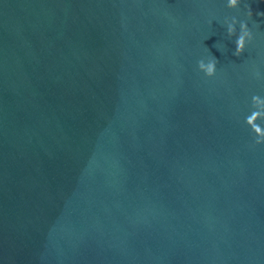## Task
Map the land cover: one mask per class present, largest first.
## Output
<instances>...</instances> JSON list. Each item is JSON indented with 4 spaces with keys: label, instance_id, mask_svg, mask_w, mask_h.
<instances>
[{
    "label": "water",
    "instance_id": "1",
    "mask_svg": "<svg viewBox=\"0 0 264 264\" xmlns=\"http://www.w3.org/2000/svg\"><path fill=\"white\" fill-rule=\"evenodd\" d=\"M257 12L0 0V264H264Z\"/></svg>",
    "mask_w": 264,
    "mask_h": 264
},
{
    "label": "clouds",
    "instance_id": "2",
    "mask_svg": "<svg viewBox=\"0 0 264 264\" xmlns=\"http://www.w3.org/2000/svg\"><path fill=\"white\" fill-rule=\"evenodd\" d=\"M242 3V0H225V4L227 8L229 9H238ZM259 16H264V12H257L256 13ZM244 19L239 18L237 15L232 16H224L223 22L227 26V32L229 36H236L235 39V55H240L246 48V46L249 44V42L253 38V31L252 28L249 27L248 19H251L253 16L252 10L250 7H248L244 11L243 15ZM213 19H219L217 17H213L209 20V24H212ZM237 26H239L237 28ZM216 58L215 57H202L198 61V68L207 76H213L216 71ZM257 131L259 132L260 129L257 128Z\"/></svg>",
    "mask_w": 264,
    "mask_h": 264
}]
</instances>
